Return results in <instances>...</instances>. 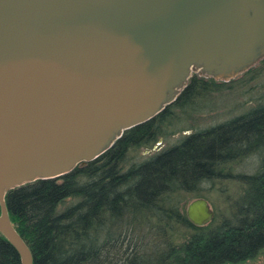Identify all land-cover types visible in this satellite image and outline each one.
Returning <instances> with one entry per match:
<instances>
[{"label": "water", "instance_id": "obj_1", "mask_svg": "<svg viewBox=\"0 0 264 264\" xmlns=\"http://www.w3.org/2000/svg\"><path fill=\"white\" fill-rule=\"evenodd\" d=\"M264 57V0H0V234L31 254L6 191L53 179L165 109L191 69L228 81ZM194 226L213 212L184 209Z\"/></svg>", "mask_w": 264, "mask_h": 264}, {"label": "trees", "instance_id": "obj_2", "mask_svg": "<svg viewBox=\"0 0 264 264\" xmlns=\"http://www.w3.org/2000/svg\"><path fill=\"white\" fill-rule=\"evenodd\" d=\"M258 77L264 88V57L227 82L193 74L163 111L124 131L93 161L6 191L8 218L32 264H237L253 258L264 247V93L254 105L142 160L126 155L163 137L173 110L185 112L210 93ZM252 153V173L223 171ZM221 176L233 178L241 193L218 221L213 215L204 226L192 225L184 214L190 200L180 204L179 195ZM0 264H19L1 234Z\"/></svg>", "mask_w": 264, "mask_h": 264}, {"label": "rangeland", "instance_id": "obj_3", "mask_svg": "<svg viewBox=\"0 0 264 264\" xmlns=\"http://www.w3.org/2000/svg\"><path fill=\"white\" fill-rule=\"evenodd\" d=\"M256 65L257 63L254 66ZM190 74H196L197 76L206 78L205 75H201L194 69H191ZM241 75L242 73L232 79H237ZM214 80L221 81L216 78ZM261 83H263V79H259L258 77L242 87H235L218 93H210L209 98L199 100L197 105L195 103L187 109L188 111L181 112L177 109L173 110L175 119L172 122L173 124L171 126L169 125L170 127L166 129L164 136L159 137L150 148H142L136 153H127L126 159L130 161L135 158L142 160L155 151L176 143L182 136L190 134L196 129L221 122L241 112L246 107L254 105L257 96L264 93V88ZM195 108L201 110V112H195ZM256 163L257 157L252 153L239 162L230 164L229 167H226L227 170L225 169L223 171L230 170L234 173L245 172L248 174L254 171ZM191 190L193 191L190 193L182 192L179 195V203L182 204L184 200L189 201L195 195H201L208 202L216 221L226 214L228 202L235 200L241 193V187L233 178L226 176H221L210 182L199 183L198 187L192 188ZM237 264H264V247L253 258Z\"/></svg>", "mask_w": 264, "mask_h": 264}]
</instances>
